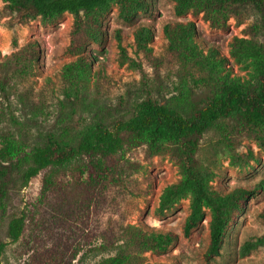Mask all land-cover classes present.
Here are the masks:
<instances>
[{
	"label": "rangeland",
	"instance_id": "obj_1",
	"mask_svg": "<svg viewBox=\"0 0 264 264\" xmlns=\"http://www.w3.org/2000/svg\"><path fill=\"white\" fill-rule=\"evenodd\" d=\"M151 3L150 11L139 14L132 23L118 17L114 1L108 3L101 17L103 39L87 46L91 73L83 80L79 69L65 70L76 59L65 51L74 14L63 12L49 24L42 23L39 16L12 24L7 4L0 0V128L28 147L42 144L50 135L74 143L91 124L110 127L117 119L129 118L137 104L148 98L188 115L216 95L226 78L255 89L254 66L250 60L236 61L229 45L233 37L264 44L257 6L232 9L225 29L220 30L202 19V13L176 16L172 0ZM189 21L201 50L198 60L205 58L208 47L218 52L208 65L191 58L182 62L166 50L163 26ZM137 24L149 26L153 32L150 54L135 48L132 30ZM217 60L222 64H215ZM236 123L230 118L210 128L201 138L197 160L209 172L213 187L261 186L227 228L219 253L210 260L203 255L208 243L207 208L204 220L188 237L183 235V223L189 212V195L163 213L157 211L163 188L182 178L178 157L172 146L166 145L153 157L143 147L120 153L121 181L105 189L73 184L76 174L64 172L58 176L59 187L46 199L40 195L41 175L21 186L18 169L6 190L0 188V239L7 243L2 263L104 264L125 251L136 256L131 264H264V245L244 249L245 244L264 235L260 217L264 145L252 132L233 135L232 147L218 142L224 125L232 131ZM20 214L25 219L23 233L10 242L8 223ZM128 226L171 231L177 241L164 253H137L125 242Z\"/></svg>",
	"mask_w": 264,
	"mask_h": 264
},
{
	"label": "trees",
	"instance_id": "obj_2",
	"mask_svg": "<svg viewBox=\"0 0 264 264\" xmlns=\"http://www.w3.org/2000/svg\"><path fill=\"white\" fill-rule=\"evenodd\" d=\"M11 15L12 24L22 23L27 18L39 16L42 23H52L63 12L74 14L75 19L69 32L66 53L76 59L66 68V73L79 69L80 79L86 80L91 73L90 61L86 57L87 46L103 39L101 17L108 3L114 1L118 17L127 23L136 20L139 14H146L152 7L151 0H3ZM176 16L190 14L202 19L220 30L226 27L227 14L234 8L255 5L258 7L264 25V0H172ZM166 39V50L178 56L180 61L194 59L198 64L211 63L218 54L208 47L202 61L201 50L194 42L195 30L192 21L166 23L162 28ZM117 42L122 53L119 34ZM136 50L151 53L153 32L149 26L137 24L132 30ZM230 55L236 60H250L256 73L257 85L250 89L239 80L225 79L219 92L203 105L184 115L174 108L162 105L151 98L138 103L127 119H117L110 127L101 123L91 124L74 143L50 135L39 145L28 147L23 140L0 128V188L5 191L14 181L18 171L21 186L41 175V198L46 199L51 191L59 187L58 176L70 171L76 174L73 184L88 189H105L121 181L119 154L143 147L149 157L160 155L166 145L172 146L178 157L182 178L177 183L163 188L157 211L163 213L181 197L189 195L188 214L183 223V235L188 237L205 217L204 209L210 212L208 220V243L204 251L206 260L219 253L227 228L234 223L260 189L261 184L251 188L213 187L209 183V172L200 167L197 154L203 135L215 124L230 118L237 120L232 131L222 133L218 142L232 147L233 135L240 132L253 133L260 145H264V44L246 38L233 37ZM37 48V44H32ZM221 60L215 64L221 65ZM94 73V72H93ZM98 74L99 70H95ZM264 220V207L260 211ZM24 215L13 217L7 228L10 242H16L23 233ZM177 241V236L166 230L128 226L125 242L134 252L150 251L164 253ZM7 243L0 239V264ZM264 245V235L254 242L245 244L249 251ZM136 256L131 252H120L105 260L104 264H131Z\"/></svg>",
	"mask_w": 264,
	"mask_h": 264
}]
</instances>
